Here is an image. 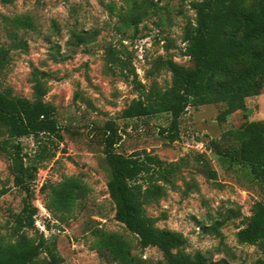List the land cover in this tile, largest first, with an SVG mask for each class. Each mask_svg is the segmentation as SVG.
I'll return each mask as SVG.
<instances>
[{
    "label": "rangeland",
    "instance_id": "1",
    "mask_svg": "<svg viewBox=\"0 0 264 264\" xmlns=\"http://www.w3.org/2000/svg\"><path fill=\"white\" fill-rule=\"evenodd\" d=\"M137 1L149 10L138 28L121 20L132 0L0 1V46L11 48L8 66L0 74V89L33 100L38 75L47 89L44 101L51 107L61 135H43L38 137L40 142L33 135L16 138L6 144L5 150V129L0 126V187H10L0 197L1 229L8 232L9 216L20 209L25 195L15 186L21 161L11 153L17 149L14 144L19 143L22 153L32 156L46 145L52 157L36 172L32 202L38 206L36 226L57 243L64 257L61 264H118L98 248L103 232L120 234L130 242L133 254L150 264H166L158 247H141L138 237L115 218L102 134L95 130L113 119L125 133L118 151L130 154L143 150L179 163L173 175L176 186L166 183L167 195L145 205V213L156 226L181 232L187 239L186 251H202L210 261L261 264L264 254L259 246L242 242L238 232L246 226L255 202L264 200V187L249 168L223 160L209 145L246 121H264V89L262 94L247 99V111H237L225 121L218 119L222 103L189 107L181 118L176 141L161 132L171 121L168 113L121 117L122 109L138 97V92L131 80L109 70L108 46L125 50L139 79L147 85L156 80L167 87L172 81V73L164 68L149 76L159 56L194 65L185 54L184 35L188 21L196 19L193 3L198 0ZM16 17H29L31 26H18ZM73 31L97 34L91 42L76 48L71 44ZM13 33L26 40L28 47L14 48ZM235 138L230 142L236 143ZM201 141L202 147L198 146ZM207 160L217 171V178L207 177L202 170ZM68 176L79 177L83 195L72 210L52 213L46 206L51 185ZM218 223L219 230H214Z\"/></svg>",
    "mask_w": 264,
    "mask_h": 264
},
{
    "label": "trees",
    "instance_id": "2",
    "mask_svg": "<svg viewBox=\"0 0 264 264\" xmlns=\"http://www.w3.org/2000/svg\"><path fill=\"white\" fill-rule=\"evenodd\" d=\"M0 1L12 3L15 0ZM193 7L197 16L194 22L188 21L184 40L185 54L194 65H181L173 58L159 56L149 73L153 76L163 68L170 71L172 81L167 87H162L156 80L149 85L140 80L131 56L122 48L110 45L106 49L109 70L131 80L138 92V97L122 109L120 116L131 119L168 113L171 121L161 132L170 141L180 138L181 118L189 107L222 103L224 108L218 119L225 121L237 111H247V99L262 94L264 89V0H198ZM127 9L128 13L121 20L136 28L149 14L137 0H132V6ZM29 20V17H16L15 24L31 26ZM96 34L97 31H73L71 44L78 48L91 42ZM12 39L14 48L28 47V42L17 33L12 34ZM10 50L0 46V74L8 66ZM34 83L33 100L16 96L10 89H0V126L5 129L2 142L5 150L6 144L16 138L33 135L40 142L38 137L43 135L61 137L54 113L44 101L47 93L44 82L35 75ZM95 130L102 134L100 142L109 172L107 185L115 203V218L138 237L141 247H158L164 253L166 264H229L226 259L210 261L202 251L187 252V239L181 232L156 226L154 219L145 213L146 204L167 195L166 183L176 186L173 175L179 163L165 161L143 150L130 154L118 151L125 133L113 119ZM231 137H236V143L230 142ZM211 142L209 147L215 154L225 161L249 168L264 187V121H246ZM222 142L227 144L222 145ZM14 146L17 149L11 153L21 161L15 186L25 195L20 209L9 216L8 232L4 233L0 226V264H61L64 257L57 243L40 233L36 226L38 206L32 202V181L52 154L46 145L34 156L23 154L19 143ZM208 162L204 161L202 170L207 177L217 178V171ZM51 186L46 206L52 213L72 210L83 195V183L77 176H68ZM9 190L10 187H0V197ZM229 213L233 214V211ZM219 226L220 223L214 230H219ZM238 237L242 242L257 244L264 254V200L255 202L252 215L246 226L239 230ZM98 248L118 264H150L135 256L130 242L116 232H103Z\"/></svg>",
    "mask_w": 264,
    "mask_h": 264
},
{
    "label": "built area",
    "instance_id": "3",
    "mask_svg": "<svg viewBox=\"0 0 264 264\" xmlns=\"http://www.w3.org/2000/svg\"><path fill=\"white\" fill-rule=\"evenodd\" d=\"M198 146H200V147L204 146L203 141L199 142Z\"/></svg>",
    "mask_w": 264,
    "mask_h": 264
}]
</instances>
